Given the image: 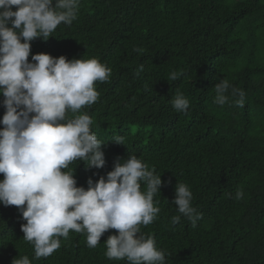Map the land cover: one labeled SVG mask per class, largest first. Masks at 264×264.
Here are the masks:
<instances>
[{"label": "trees", "instance_id": "1", "mask_svg": "<svg viewBox=\"0 0 264 264\" xmlns=\"http://www.w3.org/2000/svg\"><path fill=\"white\" fill-rule=\"evenodd\" d=\"M30 44V62L46 53L95 58L112 70L95 83L98 100L78 113L92 118V132L105 142L106 165L71 164L78 187L135 155L164 182L153 198L160 212L139 234L155 239L166 264H264V0H80L70 25ZM172 72L183 75L169 81ZM221 79L231 85L224 105L215 103ZM233 88L245 93L243 107ZM177 93L189 101L187 114L172 106ZM178 182L192 192L201 215L195 224L172 203ZM23 223L16 206L0 204V264L24 256L31 264H129L105 255L115 229L94 248L86 233L70 230L59 249L36 259Z\"/></svg>", "mask_w": 264, "mask_h": 264}, {"label": "clouds", "instance_id": "2", "mask_svg": "<svg viewBox=\"0 0 264 264\" xmlns=\"http://www.w3.org/2000/svg\"><path fill=\"white\" fill-rule=\"evenodd\" d=\"M79 5L80 0H0V96L5 108L0 119V204L16 206L21 213L26 221L21 224L23 238L34 245L36 259L59 249L60 237L67 239L70 230L86 233L87 246L94 248L106 231L115 229L118 234L104 242L107 258L166 264L155 239L139 234L140 226L151 224L160 212L153 198L164 182L155 168L149 170L131 155L123 163L118 159L113 170L95 182L90 177L87 188L77 186L75 168H69L77 161L86 169L106 165L105 142L92 132V118L78 113L98 100L95 83L108 81L112 70L95 58L68 60L39 53L29 61L30 42L47 41L61 23L70 25ZM142 70L143 65L138 73ZM181 75L172 72L168 80ZM230 87L226 79L214 85L215 103L228 102L225 93ZM232 94L243 107L245 93L233 88ZM171 103L176 112L187 114L189 101L182 94ZM112 141L124 145L122 137ZM141 181L146 191H141ZM242 197L237 192L236 198ZM192 199L189 187L178 182L172 203L195 224L201 215ZM179 220L175 216L172 222ZM12 264L31 261L24 256Z\"/></svg>", "mask_w": 264, "mask_h": 264}]
</instances>
